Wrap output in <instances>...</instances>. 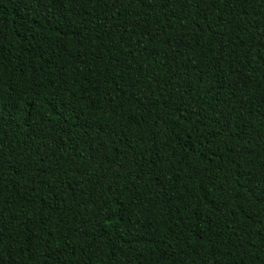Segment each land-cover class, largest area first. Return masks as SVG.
<instances>
[{
  "label": "trees",
  "instance_id": "1",
  "mask_svg": "<svg viewBox=\"0 0 264 264\" xmlns=\"http://www.w3.org/2000/svg\"><path fill=\"white\" fill-rule=\"evenodd\" d=\"M0 264H264V0H0Z\"/></svg>",
  "mask_w": 264,
  "mask_h": 264
}]
</instances>
